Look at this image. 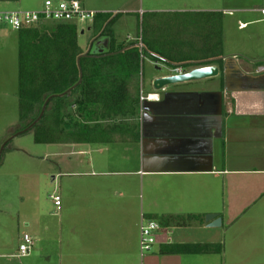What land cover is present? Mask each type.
Listing matches in <instances>:
<instances>
[{
	"label": "crops",
	"instance_id": "0c3cea01",
	"mask_svg": "<svg viewBox=\"0 0 264 264\" xmlns=\"http://www.w3.org/2000/svg\"><path fill=\"white\" fill-rule=\"evenodd\" d=\"M34 1L0 0V11L35 10L45 0ZM160 1V8L140 9L141 16L189 13L197 30L211 22L199 13L220 15L222 50L212 62L219 72L156 90L153 79L170 74L174 66L149 59L152 69L145 77L143 65L140 69L137 111L103 123L110 127L108 141L49 143L65 146L68 155L89 156V168H94L80 172L69 165L63 172L75 178L68 181L71 195L86 193L91 185L96 194L99 241L91 262L100 264L96 259L110 256V264H137L138 244L132 246L127 232L137 229L139 239L142 217L156 220L165 232L143 257L147 264H264V0ZM80 2L97 14L113 13L114 0ZM130 39L115 38L122 44L137 38ZM140 95L150 96L140 101ZM212 213L221 218L220 226L205 222L204 216ZM177 217L186 225L178 226ZM87 230L86 224L80 228ZM22 234L12 251L0 254V264L29 256H16ZM38 235H31L34 241L42 232ZM176 244H214L221 250L160 251ZM35 257L51 264V255L42 250ZM72 260L64 257L65 264H77Z\"/></svg>",
	"mask_w": 264,
	"mask_h": 264
},
{
	"label": "trees",
	"instance_id": "16d2710c",
	"mask_svg": "<svg viewBox=\"0 0 264 264\" xmlns=\"http://www.w3.org/2000/svg\"><path fill=\"white\" fill-rule=\"evenodd\" d=\"M180 14H187L186 18L179 20ZM117 15L96 14L85 50L79 45L76 23L49 22L15 31L19 124L13 133L33 124L28 130L36 143L108 141L110 127L103 123L137 111L143 56L182 69L210 65L220 58L222 30L217 13H199L200 19L211 22L197 30L191 27L189 13L143 14L142 20L145 15L159 18L147 19L142 46L138 37L128 44L116 42L111 26ZM177 218L178 226L186 225L184 218ZM220 250L221 245L214 244L160 248L163 253Z\"/></svg>",
	"mask_w": 264,
	"mask_h": 264
},
{
	"label": "rangeland",
	"instance_id": "374dc122",
	"mask_svg": "<svg viewBox=\"0 0 264 264\" xmlns=\"http://www.w3.org/2000/svg\"><path fill=\"white\" fill-rule=\"evenodd\" d=\"M161 4L160 0H114L112 12L118 14L111 28L114 37L118 41L127 42L131 41L130 38L138 37V44L142 46V29L146 26L147 19L157 20L159 17L145 15L142 20L140 9L145 11L148 8H160ZM31 7L35 6L32 4ZM133 11L137 13L131 14ZM186 15L176 17L183 20ZM79 27L78 42L80 47L85 48L93 32L84 23H79ZM17 45L15 31L0 26V254L4 250L12 251L18 243V236L23 232L26 231L35 238L42 232V241H35L28 257L7 260L14 261V264H43V258L35 257V253L42 250V254L51 255V264H65V256L71 257L77 264H85L86 260V264H92L91 261L95 259L93 246L99 241L96 194L91 185L86 187V193L76 191V194L71 195L68 192V181L75 178H70L63 172L69 165L73 167L72 170L80 172H91L94 168H89V156L80 158L78 155H68L65 146L36 143L32 130L13 133L19 124ZM141 65L145 77L148 67L152 69L148 56L143 58ZM95 178L83 176L81 179L94 181ZM54 194L61 197L60 209L55 207L50 197ZM85 224L88 230L80 231ZM161 230L165 233L164 228ZM137 232V229L127 232L132 246L138 244ZM107 236L109 237L108 233ZM85 243L87 248H84ZM2 260L4 259L0 258ZM61 260L62 263H59ZM106 260L109 261L106 264H110V256L103 257L102 262L96 259L100 264H104ZM141 263L147 264L146 259L143 258L141 262L139 258L137 264Z\"/></svg>",
	"mask_w": 264,
	"mask_h": 264
},
{
	"label": "built area",
	"instance_id": "2783aa9c",
	"mask_svg": "<svg viewBox=\"0 0 264 264\" xmlns=\"http://www.w3.org/2000/svg\"><path fill=\"white\" fill-rule=\"evenodd\" d=\"M97 12L85 8L80 0H45L39 9H23V10H6L0 11V26L7 27L14 31L28 27H38L47 22H69L84 23L91 25ZM173 73H182L184 69L174 67ZM150 95H140V101L146 99ZM54 205L60 209L61 199L57 194L50 195ZM161 226L154 219H143L141 217L139 225L138 252L142 262V258L151 252L161 237ZM34 239L28 233H23L21 241L18 244V257H24L30 254L34 246ZM142 264V263H141Z\"/></svg>",
	"mask_w": 264,
	"mask_h": 264
},
{
	"label": "water",
	"instance_id": "95a60500",
	"mask_svg": "<svg viewBox=\"0 0 264 264\" xmlns=\"http://www.w3.org/2000/svg\"><path fill=\"white\" fill-rule=\"evenodd\" d=\"M172 69L173 68H171L170 70L171 71L170 74L156 77L155 79H153L152 86L154 89L160 90L164 88L165 86H168L171 84L214 77L219 72V67L216 64L196 66L190 69H184L182 73H173ZM80 76H81V71H80ZM45 104L46 102L44 103L42 107L39 117L42 115L44 111ZM32 125H30L27 129H29ZM27 129L21 132H24ZM204 220L210 227H218L221 224V218L216 216V214H213V213L206 214L204 216Z\"/></svg>",
	"mask_w": 264,
	"mask_h": 264
}]
</instances>
